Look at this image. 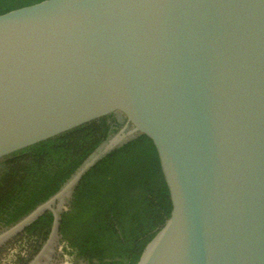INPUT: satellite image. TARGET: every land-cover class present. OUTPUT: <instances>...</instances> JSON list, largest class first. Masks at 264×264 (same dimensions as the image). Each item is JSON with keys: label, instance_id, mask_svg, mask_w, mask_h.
<instances>
[{"label": "water", "instance_id": "water-1", "mask_svg": "<svg viewBox=\"0 0 264 264\" xmlns=\"http://www.w3.org/2000/svg\"><path fill=\"white\" fill-rule=\"evenodd\" d=\"M111 114L124 126L0 234V257L46 211L60 234L83 174L142 136L170 207L137 264H264V0H45L0 15V160Z\"/></svg>", "mask_w": 264, "mask_h": 264}, {"label": "trees", "instance_id": "trees-1", "mask_svg": "<svg viewBox=\"0 0 264 264\" xmlns=\"http://www.w3.org/2000/svg\"><path fill=\"white\" fill-rule=\"evenodd\" d=\"M43 1L0 0V15ZM125 122L111 114L1 159L0 234L58 194ZM169 207L153 149L136 136L79 180L61 213L64 250L88 264H137L164 227ZM53 224V213L46 211L26 227L18 235V253L7 264L32 261Z\"/></svg>", "mask_w": 264, "mask_h": 264}, {"label": "rangeland", "instance_id": "rangeland-1", "mask_svg": "<svg viewBox=\"0 0 264 264\" xmlns=\"http://www.w3.org/2000/svg\"><path fill=\"white\" fill-rule=\"evenodd\" d=\"M71 200H72V196L70 199H68V202L65 205V207L59 211L58 213L59 215L68 209ZM18 251H19L18 244H16L13 248H11L9 251H7L5 254H3L0 257V264H7V261H11L12 259H14V256L18 253ZM56 251H58L57 252L58 257H56L54 264H88L82 259H77L73 256L68 255L65 252L64 243L62 242V237L60 236V234H58V238H57ZM37 257L34 258L32 261H30L28 264H36Z\"/></svg>", "mask_w": 264, "mask_h": 264}, {"label": "bare ground", "instance_id": "bare-ground-1", "mask_svg": "<svg viewBox=\"0 0 264 264\" xmlns=\"http://www.w3.org/2000/svg\"><path fill=\"white\" fill-rule=\"evenodd\" d=\"M71 196L68 199H70ZM68 199L56 210L57 213H59V211L65 207L68 202ZM57 238L58 228L57 226H55L51 238L49 239L48 243L46 244L40 255L37 257L36 264H54L56 257H58V251H56Z\"/></svg>", "mask_w": 264, "mask_h": 264}]
</instances>
